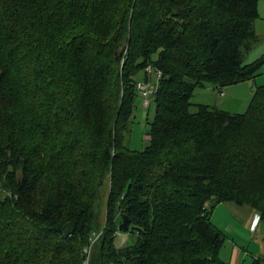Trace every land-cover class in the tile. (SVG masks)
Returning a JSON list of instances; mask_svg holds the SVG:
<instances>
[{"label": "trees", "instance_id": "1", "mask_svg": "<svg viewBox=\"0 0 264 264\" xmlns=\"http://www.w3.org/2000/svg\"><path fill=\"white\" fill-rule=\"evenodd\" d=\"M257 7L0 0V264H227L207 204L264 222V85L242 114L191 98L258 76L264 56L244 62ZM148 66L161 77L134 151L123 142ZM123 216L134 239L117 247Z\"/></svg>", "mask_w": 264, "mask_h": 264}, {"label": "rangeland", "instance_id": "2", "mask_svg": "<svg viewBox=\"0 0 264 264\" xmlns=\"http://www.w3.org/2000/svg\"><path fill=\"white\" fill-rule=\"evenodd\" d=\"M257 9L258 18L255 21V26L258 40L255 42L251 51L245 55V63L253 62L264 56V0H258ZM141 76L142 74L139 75L138 80ZM255 80L260 84L264 82V66L259 70V74L255 77ZM255 80H248V85H246V81L232 86H226L222 89H216L214 85L206 84L204 87L194 90L191 103L208 105L231 114H242L249 106L255 86H258V83L254 86ZM231 91H233V94H231ZM138 101L139 103L137 102L130 124V131L125 135L123 144L127 149L143 151L148 144L147 134L150 129V122L154 117L155 104L151 102L150 106L145 107L142 105V99ZM195 111L196 107L193 106L191 112ZM207 209L211 212V222L225 236L224 245L219 254L222 261L230 264L231 260L235 261L239 259L240 264L242 262L244 264H251L253 258L256 257L261 260V264H264V239H262L264 222H260L256 233L249 234V236L244 235L243 237H239L238 241L232 242L233 236L230 223L234 220L236 224H240L242 214L247 215L246 211H249L251 214L253 211L250 206H239L232 202H225L212 207V204L208 203ZM242 234L245 233L242 232ZM133 239L132 233L119 231L115 243L117 247H124L130 244ZM87 252L89 251L87 250Z\"/></svg>", "mask_w": 264, "mask_h": 264}, {"label": "crops", "instance_id": "3", "mask_svg": "<svg viewBox=\"0 0 264 264\" xmlns=\"http://www.w3.org/2000/svg\"><path fill=\"white\" fill-rule=\"evenodd\" d=\"M255 31H256V26H255ZM256 34H257V31H256ZM143 78H144V75L142 76L141 80H143ZM253 80H255V78ZM257 83H258L257 80H255L254 81V86L257 85ZM248 84L249 83L247 81L246 85H248ZM261 85H264V82H262L261 84L258 83V86H261ZM258 86H255V88L258 87ZM222 94H223V92H222ZM231 94H233V91H231ZM246 213H247V215L246 214L245 215L242 214V220H241L240 224H236L234 220L230 223V229H232L231 232H232V236H233L232 242L238 241V238L239 237H243L244 235L249 236V234L256 233L257 230H258V227H259L261 221H258V223L256 224V227H255L254 230H253V227H252L253 224L255 223V216H256L255 212L252 211L251 214H250L249 211H246ZM232 218L234 219L233 216H232ZM248 219H250V220H248ZM242 232H244L245 234H242ZM262 239H264V234L262 236ZM241 240H242V238H241ZM230 262H231L230 264H240L239 259H237L235 261L231 260ZM241 264H244V262H242Z\"/></svg>", "mask_w": 264, "mask_h": 264}, {"label": "built area", "instance_id": "4", "mask_svg": "<svg viewBox=\"0 0 264 264\" xmlns=\"http://www.w3.org/2000/svg\"><path fill=\"white\" fill-rule=\"evenodd\" d=\"M147 82H144L143 80H140L136 84V89L138 91V94L140 96V99H142V105L148 106L150 104V96L154 94V92L157 89L158 81L161 77V73L159 71H155L152 69L151 66H148L146 68V75ZM259 221V216H255V223L253 224V230L256 227V224Z\"/></svg>", "mask_w": 264, "mask_h": 264}, {"label": "water", "instance_id": "5", "mask_svg": "<svg viewBox=\"0 0 264 264\" xmlns=\"http://www.w3.org/2000/svg\"><path fill=\"white\" fill-rule=\"evenodd\" d=\"M143 81L147 82V77L146 76H144ZM128 228H129L128 218H127V216H123V219H122L121 223L118 226V230L121 231V232H127Z\"/></svg>", "mask_w": 264, "mask_h": 264}]
</instances>
